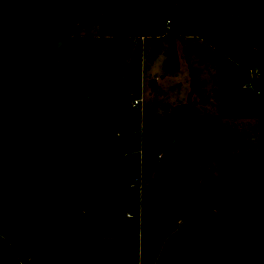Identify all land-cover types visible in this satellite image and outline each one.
I'll use <instances>...</instances> for the list:
<instances>
[{
    "label": "trees",
    "instance_id": "16d2710c",
    "mask_svg": "<svg viewBox=\"0 0 264 264\" xmlns=\"http://www.w3.org/2000/svg\"><path fill=\"white\" fill-rule=\"evenodd\" d=\"M167 1L131 0L122 10L110 12L102 28L124 48L141 10H145L149 20L152 13L162 12ZM227 1L245 10L249 35L228 36L222 24L213 26L226 19ZM171 12L174 19H183L184 34L209 33L205 41L222 55L218 60V122L205 119L206 145L214 154L217 175L202 181L189 200L203 203L225 199L223 179L245 186L259 185L256 225L243 227V251L230 252L223 264H264V252L260 251L264 243V150L260 148L257 156L245 158L226 157L220 152L225 130L220 123L222 119L264 120V0H176ZM96 13L87 0H0V39H15L19 43L37 41L43 47L70 35L79 22ZM254 47H259L261 53ZM232 58L237 62L231 61ZM100 63L117 77L116 60L105 55ZM58 64L57 58L40 50L27 56L19 66V107L0 115V133L12 128L25 129L27 140L39 148L34 154L25 150L18 159L25 174L26 198L56 201L55 205L30 208L33 217L27 221L28 226L55 231L53 237L37 235L35 240L54 251L58 264H149L161 239L152 228L153 223L164 204L178 199L199 163V160L193 163L183 178L176 181L180 173L175 149L178 143L165 146L164 142L184 120L183 106L160 117L127 111L112 117V111L117 108L112 84L104 77L92 80L89 85L102 121L99 148L94 155H67L61 151L60 143L68 115L51 117L47 105ZM167 65L177 69L174 50ZM254 66L261 70L259 94H246L238 82L248 79V72ZM195 87L193 80L192 89ZM136 139L141 142V157L128 152ZM14 170V167L0 170V237L19 254L22 237L11 206ZM139 174L144 179L153 175L149 188L142 191L141 204L136 198L126 204L129 212H137L141 205L140 223L134 219L127 224L110 225L103 209L104 201L112 199L108 191L126 189ZM185 208L189 211L190 202ZM202 241L201 237L191 241L183 264L193 262ZM0 264H7L6 253L2 251ZM199 264H208L207 258H201Z\"/></svg>",
    "mask_w": 264,
    "mask_h": 264
},
{
    "label": "rangeland",
    "instance_id": "374dc122",
    "mask_svg": "<svg viewBox=\"0 0 264 264\" xmlns=\"http://www.w3.org/2000/svg\"><path fill=\"white\" fill-rule=\"evenodd\" d=\"M130 1L89 0L92 9H96L97 13L73 31L72 40L57 38L50 42L49 46L41 47L37 41L24 40L19 43L20 41L15 39H0V115L19 107V66L27 56L38 50L52 55L59 62L49 89L47 105L48 115L51 117L68 115L60 143L61 151L67 155H94L99 148L97 135L102 121L99 118V106L95 101L94 91L89 85L92 80L104 77L112 84V96L117 103V108L110 115L112 117L121 111L160 117L177 106H183L184 120L164 142L166 146L178 143L176 149L179 154L180 173L176 181L183 178L193 163L198 160L199 163L178 199L164 204L153 223L152 228L159 233L161 239L154 249L150 264H183L186 255L181 250L182 245H188L191 234L196 233L198 234L194 238L201 237L205 240L191 264H199L203 256L207 257L208 264H223V259L228 258L230 252L243 251V225L250 227L257 222L255 199L258 194L252 185L244 186L223 180L225 199L229 205L220 200L216 204V214H204L212 212L213 202L189 200L202 181L217 175L214 154L206 145L205 119L218 122L219 110L215 98L219 93L218 60L222 55L205 41L209 33L199 36L183 33V19H174L171 12L176 0H168L163 5L162 12L152 13L149 20L147 13L142 9V14L135 20L126 47L122 48L118 41L102 28V23L110 12L122 10ZM225 11L226 19L213 26L222 24L228 36L250 34V23L245 19L243 8L227 1ZM167 21H170L169 27ZM134 38L141 39L142 43H134ZM38 46L41 48L37 49ZM173 50L177 57L176 70L167 65V59ZM254 50L261 53L259 47H254ZM105 55L117 61V77L107 66L101 65L100 58ZM12 56L16 57L11 59ZM231 61L237 62L236 58ZM135 68L139 72L138 75ZM193 80L197 82L195 89H192ZM135 100L140 102L138 106L133 105ZM220 123L224 128L232 129L221 135L222 155L245 158L257 153V141L239 134L248 133L254 136L258 132L257 120H221ZM263 131L261 135L264 134ZM26 135L25 129L18 131L14 128L0 133V170L15 168L13 213L18 222V233L24 236L19 251L24 248L27 241L25 238L35 232L26 225V219L29 218L27 207L56 203L55 200L25 198V174L18 159L27 149L30 154L39 151L38 146L31 145ZM140 148V139H136L128 152L133 156ZM151 177L145 179V189L149 188L153 181ZM117 192L130 195L127 203L136 201L132 196L134 192L128 187L124 191H108V196H115ZM122 201L123 198L104 202L103 209L109 211L107 215L112 224L126 220L127 211ZM187 202H190L191 206L189 211L184 210ZM139 206L137 212L128 211L132 215L130 220L136 219L138 224L141 221V205ZM185 211L193 213L196 217L193 221L180 223V218L174 216L175 222L177 225L181 224V228L179 232L168 237L173 224V220L168 217L173 214L183 215ZM214 229L216 232L209 235ZM48 230L55 233L54 230ZM175 241L182 244H178L179 247L171 245ZM160 245L164 247L162 252H166L157 258ZM0 251L6 253L7 264L25 263L24 259L19 260L5 240L0 241ZM260 251L264 252V247H261ZM30 252L36 257H41L36 250L31 249ZM49 264L57 263L53 261Z\"/></svg>",
    "mask_w": 264,
    "mask_h": 264
},
{
    "label": "crops",
    "instance_id": "0c3cea01",
    "mask_svg": "<svg viewBox=\"0 0 264 264\" xmlns=\"http://www.w3.org/2000/svg\"><path fill=\"white\" fill-rule=\"evenodd\" d=\"M89 0H87V2H88ZM88 4H89V2H88ZM92 4V3H91ZM90 5V4H89ZM90 7L91 8H93L91 5H90ZM96 10V9H95ZM88 21V18L87 19H84V20H82L81 22H79L77 25H76V27L74 28V30L75 29H77V28H79L82 24H84V23H86ZM73 30V31H74ZM73 33V32H72ZM72 33L70 34V35H67V36H65V37H63V38H67V39H69V40H72ZM63 38H59V39H63ZM18 43V42H17ZM23 43V42H22ZM49 44L50 43H48L47 45H45V46H49ZM20 45H23V44H20ZM25 45V44H24ZM41 47L40 46H38L37 47V49H40ZM36 49V50H37ZM56 74V73H55ZM55 74H54V76H53V78L55 77ZM52 81H53V79H52ZM196 84H197V82H196ZM219 89V88H218ZM218 95H219V93H218ZM217 95V97L215 98V101L217 102V104H218V108H219V96ZM219 110V109H218ZM127 112H130V111H127ZM120 113V112H119ZM218 114H219V111H218ZM222 120H257L258 121V132L257 133H255L254 134V136L252 135V134H248V133H239L240 135H242V136H245V137H250V138H252V139H255L256 141H257V143H258V150H257V153L255 154V155H252V156H249V157H254V156H257L258 154H259V151H260V148L262 149V150H264V138H263V135H261V133H262V131L264 130V120H258V119H222ZM100 127V126H99ZM99 127H98V130H99ZM230 130H232L230 127L229 128H225V130L223 131V133L222 134H224V133H226L227 131H230ZM264 132V131H263ZM98 134H99V132H98ZM97 137H98V135H97ZM165 145V144H164ZM140 146H141V142H140ZM166 146V145H165ZM175 149H176V147H175ZM176 151H177V149H176ZM138 153H139V151H138ZM132 154V153H131ZM223 156H224V154H223ZM263 162H264V160H263ZM223 180H228V179H223ZM230 181V180H229ZM241 185V184H240ZM245 186V185H244ZM252 186H254L255 188H256V190H257V194H258V197H259V185H252ZM23 188H24V182H23ZM25 191V190H24ZM120 191H124V190H120ZM131 191V190H130ZM132 196H134V198H135V193H134V195H132ZM129 197H130V195L129 196H127V195H121V193H118L117 192V194L115 195V196H112L111 198L112 199H110V200H106V201H104V202H108V201H112V200H117V199H119V198H123L124 199V201H122L123 203H124V206H125V210L127 211V209H126V204H127V202H128V199H129ZM258 197H257V199H258ZM25 198H26V196H25ZM13 199H14V193H13V197H12V201H11V206H12V210H13V212H14V209H13ZM26 199H28V198H26ZM257 199H255V203H256V216H257ZM223 201H224V203H225V205H229L227 202H226V199H222ZM220 201V200H219ZM219 201H217V202H213V210H212V212L211 213H204V214H216L217 213V209H216V204H218L219 203ZM51 205H55V204H41V205H34V206H31V207H27V211H28V214H29V218L28 219H26V225L28 226V223H27V221L28 220H30L33 216H31L30 215V213H29V209L30 208H35V207H44V206H51ZM103 205H104V203H103ZM208 205V204H207ZM172 207H173V205H171ZM231 206H235V205H233V204H231ZM184 210H185V208H184ZM105 212L107 213H109V211H107V210H105ZM173 213V212H172ZM128 214V211L126 212V214H125V218H126V220L125 221H123V222H121V223H114V224H112V223H110V220H109V224L110 225H122V224H127L128 223V221L130 220V219H128L127 217H126V215ZM13 215H14V213H13ZM202 215V214H201ZM174 216L175 217H177V218H180V223H184L185 221L186 222H188V221H193V218L194 217H196V216H194L193 215V213H187L186 211L183 213V215H179V214H173V216H171V217H168V218H170V219H172L173 220V224L171 225L172 227H171V229H170V231H169V235H168V237L169 236H171L172 234H175V233H177V232H179L180 231V228H181V224H179V225H177V223L175 222V220H174ZM182 216H184V217H182ZM15 217V216H14ZM16 219V218H15ZM108 219H109V216H108ZM257 219V218H256ZM256 225V223H254L253 224V226H255ZM17 227H18V222H17ZM243 227H246V226H244L243 225ZM28 228H32V229H34L35 230V232L30 236V237H26L25 239H27V241L25 242V244H24V248H22V250L20 249V251H19V254H16L17 255V257L19 258V260H21V259H24L25 260V263L24 264H49V263H51V262H53V261H55L57 264H58V261H57V256H56V254L54 253V251L53 250H51V249H49V248H44L43 246H41V245H39L37 242H36V240H35V237L37 236V235H45V236H49V237H53L55 234L52 232V231H50V230H48L47 228H42V227H29L28 226ZM206 232V231H205ZM212 233H210L209 235H213L215 232H216V229H214V230H212L211 231ZM198 233H196V235H197ZM196 235H194V234H191V239H190V243H191V241L194 239V237H196ZM21 236V235H20ZM22 238H21V240H20V244H21V241L23 240V238H24V236H21ZM205 240V238L203 239V241ZM0 241H4V239L3 238H1L0 237ZM202 241V242H203ZM31 243V244H29L28 245V243ZM177 242V243H176ZM159 243V242H158ZM157 243V244H158ZM189 243V244H190ZM8 244V243H7ZM156 244V245H157ZM176 245L177 247H179V245L178 244H182V243H178V241H175V242H172V244L171 245ZM188 244V245H189ZM9 245V244H8ZM156 245H155V247H156ZM188 245H182V252H185V255H186V248H187V246ZM10 246V245H9ZM161 247H159V249H158V251H157V258L158 257H161L162 255H164L165 254V252L166 251H163L162 252V249L164 248L162 245H160ZM261 247H264V243H262L261 245H260V248ZM31 249H33V250H36L38 253H40L41 254V257L39 258V257H36V256H34L33 254H31V252H30V250ZM34 252V251H33ZM153 255V254H152ZM152 257V256H151ZM186 257V256H185ZM203 257H205V258H207L206 256H203ZM203 257H201V258H203ZM50 258H52V259H50ZM151 259V258H150ZM227 259V258H226ZM226 259H223V262H224V260H226ZM185 260V259H184ZM21 262V261H20ZM21 264H23L22 262H21ZM149 264H150V262H149Z\"/></svg>",
    "mask_w": 264,
    "mask_h": 264
},
{
    "label": "built area",
    "instance_id": "2783aa9c",
    "mask_svg": "<svg viewBox=\"0 0 264 264\" xmlns=\"http://www.w3.org/2000/svg\"><path fill=\"white\" fill-rule=\"evenodd\" d=\"M167 26L170 24V21L166 22ZM169 27V26H168ZM134 43H142V40H138V39H133ZM261 77V70L258 66H254L250 69V71L248 72V79L246 80H241L239 81V85L241 90L246 93V94H259V80ZM139 101L135 100L133 102L134 106H138L139 105ZM130 155V154H129ZM139 156L141 157V151H139V153H137L135 156ZM134 156V155H133ZM147 186V184L145 183V179L143 178V176L141 174H139L138 176H134L129 185H128V189L133 191L135 193V198L138 199L139 201H141V196H142V191L143 189ZM126 217L128 219H132V215L130 213H128L126 215Z\"/></svg>",
    "mask_w": 264,
    "mask_h": 264
}]
</instances>
